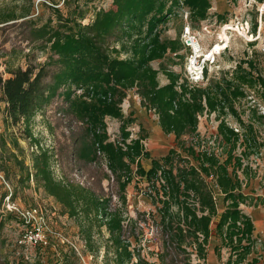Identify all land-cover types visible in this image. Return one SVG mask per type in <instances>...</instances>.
<instances>
[{
	"label": "trees",
	"instance_id": "16d2710c",
	"mask_svg": "<svg viewBox=\"0 0 264 264\" xmlns=\"http://www.w3.org/2000/svg\"><path fill=\"white\" fill-rule=\"evenodd\" d=\"M184 7H189L190 21L201 22L208 19L212 4L112 0L89 22H84L83 13L80 18L55 7L54 17L43 23L27 18L29 11L0 8L2 44L13 37V52H23L24 44L29 48L27 67L18 68L15 80L5 81L0 73V115L13 125L24 121L26 137L39 146L31 166L10 154L19 169L16 186L28 187L33 181L55 198L78 224L86 251L98 256L103 247V264H154L141 245L150 230L160 264H205L213 236L219 241L214 253L222 264L260 262L253 257L260 242L255 222L242 205H264L263 198L243 188L251 175L246 159L264 148L255 129V122L264 120L259 109L264 105V75L255 71L252 61H239L233 71L194 84L164 64L155 68L153 61L163 63L169 53L179 56L183 48L179 38H162L158 27ZM41 54L44 61H38ZM160 71L168 78L165 84L159 81ZM132 89L142 106L157 115L162 131L175 136L176 145L160 158L151 157L143 125L136 137L130 129L137 117L133 112L125 115L122 103ZM250 93L259 102L254 101L253 121L247 123L237 104ZM51 106L61 131L53 149L39 145L30 128L36 114ZM205 113H216L220 120L214 138L224 143L222 154L199 131ZM228 115L239 127L228 123ZM107 117L121 122L118 138H111ZM13 143L18 146V139ZM145 159H151L149 168ZM136 178L148 183L144 194L155 211L137 210L132 217L127 191ZM217 191L223 195L221 212ZM8 195L16 199L18 189L2 195L1 202ZM73 256L64 255L63 264H73L75 251ZM0 264L10 263L0 257Z\"/></svg>",
	"mask_w": 264,
	"mask_h": 264
},
{
	"label": "rangeland",
	"instance_id": "374dc122",
	"mask_svg": "<svg viewBox=\"0 0 264 264\" xmlns=\"http://www.w3.org/2000/svg\"><path fill=\"white\" fill-rule=\"evenodd\" d=\"M210 1L212 7L209 10L208 19L201 22L190 21L189 7H184L179 10V13L173 14L158 27L162 38H179L183 48L178 52L179 56L169 53L163 63H161V60H156L152 62L153 66L158 69L161 64H164L169 69L180 73L181 79L187 78L186 67L192 54V48L187 45L189 42L188 35L184 32L186 27L190 26L193 37L199 43L200 56L207 55L206 52L217 42H221L223 46L226 45V48H222L217 54H214L213 58L209 56L212 54L211 51L206 56H209L212 60L207 63L205 79L201 83L206 84L208 78L219 77L226 72L233 71L239 61H252L256 66L255 71L264 75V2L259 0ZM111 4L112 0H0V8L3 10H14L17 13L29 11L27 18L32 17L40 23L54 17L55 7H59L64 14L74 11V14L80 18L83 13L84 22H89L94 17L97 9L109 8ZM225 32L228 38L222 35ZM15 44L16 40L13 37H10L4 45L0 39V73L3 74L5 81L15 80L18 68L27 67L28 58L26 54L29 52V48L24 44L23 52L18 50L13 52ZM117 46L120 47V44L117 43ZM127 56V53H122V57ZM45 59V55L41 54L38 61H44ZM245 66H247V63H245ZM158 78L161 84L168 82L166 74L162 71L159 72ZM80 92L82 90L77 93ZM255 100H257L255 94L250 93L246 99L237 104L239 111L242 113V118L247 123L253 121L252 114ZM4 105L5 103H3ZM122 109L125 115L133 112L134 116L137 117V122L130 126L134 137L140 133V125H143L147 130L148 138L145 145L152 158H160L176 145L175 136L173 134L166 135L162 131L157 115L142 106L141 98L135 89L128 91V95L122 103ZM259 109L260 112H264L263 103H260ZM226 120L230 125L239 127L234 116L228 115ZM106 122L111 138H118L121 122L112 117H107ZM219 122L216 113H205L200 117L199 131L201 135L208 138L209 144L215 147L219 154H222L224 143L220 137L214 138V135L218 133ZM30 128L34 133V139H38L41 143L39 145L53 149L61 132L57 126L54 106L48 107L44 114L37 113L31 121ZM255 129L257 130L258 139L263 141L264 120L261 123L255 122ZM0 136L7 141V146L4 147L0 137V257L5 261H9L10 264H63L64 255L70 254L73 258L75 251L77 259H74L73 264H103V247L98 256L86 251L78 224L66 213L63 206L55 198L48 196L43 188L38 187L33 181L28 187L16 186L19 169L14 158L9 157L10 154L16 153L20 158L25 159L26 165L31 166L32 154L39 150L38 144L26 137L27 132H25L24 121L19 125H13L10 120L6 121L3 114H1ZM16 138L18 139V146L13 143V139ZM185 138L190 139L189 136ZM241 149L242 147H238L237 152H241ZM261 150L259 154H252L250 158L246 159L251 167V175L244 180L243 188L245 193L264 199V148ZM143 163L146 168H149L151 159H145ZM55 168L57 173L61 175L58 162H56ZM7 175L11 179L8 180ZM242 178H244L243 174ZM137 179L133 180L127 191L128 213L132 217H136L137 210L155 211L150 198L144 194L148 183L144 179L140 182ZM15 189H18L16 199L6 197L1 202L2 195L6 192L15 191ZM216 197L221 212L224 210L223 195L217 191ZM9 202L12 203L13 207H16L13 210L14 212L10 210ZM34 207L39 208L40 216L45 223L47 243L37 247L20 245L18 238L25 227L16 218V215L20 217V212L32 210ZM242 208L252 216L256 226V234L260 241L253 257H258L260 259L259 264H264V205L261 204L258 207L242 205ZM152 237L150 230L141 242L142 253L154 264H160L155 255L157 246L152 241ZM218 242L215 236L211 238L209 254L205 264H222L214 253V247ZM227 255L224 249L222 251L223 261L226 260ZM195 262H197L196 259Z\"/></svg>",
	"mask_w": 264,
	"mask_h": 264
},
{
	"label": "built area",
	"instance_id": "2783aa9c",
	"mask_svg": "<svg viewBox=\"0 0 264 264\" xmlns=\"http://www.w3.org/2000/svg\"><path fill=\"white\" fill-rule=\"evenodd\" d=\"M184 34L188 35V46L192 48V54L189 58L188 65L186 67L187 72V78L189 79L190 83H201L205 79V70L207 67V63L211 62L212 59H210L209 56L213 58L214 54H210L208 57L200 56V46L198 41L195 37H193L191 33L190 26H187L185 29ZM198 46V48L196 47ZM223 48H226L225 46ZM222 50V49H221ZM236 130H238L236 128ZM7 197L10 198V195ZM9 208L14 212L13 210L16 209V207L12 206V203L9 202ZM12 206V207H11ZM20 217L24 220V230L20 234V237L18 238V243L20 245H27L31 247H37L39 245H43L47 243V237H46V228L45 223L42 221V217L40 216V211L38 207L32 208V210H25L20 212Z\"/></svg>",
	"mask_w": 264,
	"mask_h": 264
},
{
	"label": "bare ground",
	"instance_id": "6f19581e",
	"mask_svg": "<svg viewBox=\"0 0 264 264\" xmlns=\"http://www.w3.org/2000/svg\"><path fill=\"white\" fill-rule=\"evenodd\" d=\"M230 29H232V28H230ZM222 35H224L225 37L228 38V35L226 34V32L223 33ZM196 47L198 48V46H196ZM223 47L224 46L222 45L221 42H217V43L213 44L206 53H209L211 51L212 54H217Z\"/></svg>",
	"mask_w": 264,
	"mask_h": 264
}]
</instances>
